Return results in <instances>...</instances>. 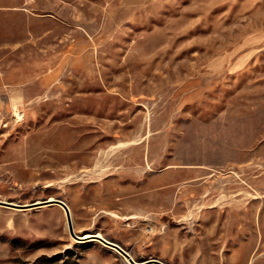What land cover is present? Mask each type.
<instances>
[{
  "label": "rangeland",
  "instance_id": "1",
  "mask_svg": "<svg viewBox=\"0 0 264 264\" xmlns=\"http://www.w3.org/2000/svg\"><path fill=\"white\" fill-rule=\"evenodd\" d=\"M51 198L139 263L264 264V0H0V200ZM0 264L129 263L51 205L0 206Z\"/></svg>",
  "mask_w": 264,
  "mask_h": 264
},
{
  "label": "water",
  "instance_id": "2",
  "mask_svg": "<svg viewBox=\"0 0 264 264\" xmlns=\"http://www.w3.org/2000/svg\"><path fill=\"white\" fill-rule=\"evenodd\" d=\"M47 205H58V206L63 207L65 209V212H66L67 223H68L70 234L78 242H85L86 239H83L84 237H81V236H79V235H77L75 233L70 209L68 208L67 204L64 201L60 200V199H54L52 201L51 200H46V201L35 203V204H32V205H24V206L23 205H14L12 203L0 200V206L15 207L17 209H22V210L41 208V207H44V206H47ZM94 238H96L95 240L101 242L103 245L114 249L116 252H118L124 258L128 259L131 264H165L164 262H162L160 260H157V259H152V260H148V261L139 263V262L135 261L131 257V255L125 249H123L120 245H118L116 243H113V242L107 240L104 237H94Z\"/></svg>",
  "mask_w": 264,
  "mask_h": 264
},
{
  "label": "bare ground",
  "instance_id": "3",
  "mask_svg": "<svg viewBox=\"0 0 264 264\" xmlns=\"http://www.w3.org/2000/svg\"><path fill=\"white\" fill-rule=\"evenodd\" d=\"M51 201L52 200H54L53 198H51L50 199ZM39 203V202H38ZM47 206H51V205H47ZM67 206H68V208L70 209V212H71V208H70V206L67 204ZM44 207H46V206H44ZM61 207V206H60ZM63 208V207H62ZM64 209V208H63ZM64 211H65V209H64ZM66 213V212H65ZM72 216V215H71ZM134 217L132 216L130 219H133ZM73 222V221H72ZM68 224V223H67ZM69 228V227H68ZM75 231V230H74ZM81 237H84V236H81ZM94 237H101L100 235H89V234H87V235H85V237L83 238V239H86L85 240V242L86 241H88V240H91V239H96V238H94ZM132 257V256H131ZM133 258V257H132ZM126 259V258H125ZM126 261L129 263V264H131L130 263V261L128 260V259H126Z\"/></svg>",
  "mask_w": 264,
  "mask_h": 264
},
{
  "label": "crops",
  "instance_id": "4",
  "mask_svg": "<svg viewBox=\"0 0 264 264\" xmlns=\"http://www.w3.org/2000/svg\"><path fill=\"white\" fill-rule=\"evenodd\" d=\"M52 206H58V205H52ZM51 207V206H50Z\"/></svg>",
  "mask_w": 264,
  "mask_h": 264
}]
</instances>
